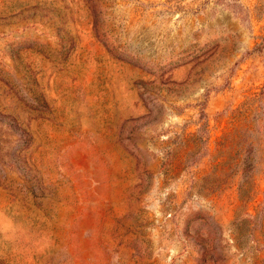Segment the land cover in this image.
<instances>
[{
  "label": "rangeland",
  "instance_id": "obj_1",
  "mask_svg": "<svg viewBox=\"0 0 264 264\" xmlns=\"http://www.w3.org/2000/svg\"><path fill=\"white\" fill-rule=\"evenodd\" d=\"M263 87L264 0H0V264H264L204 182Z\"/></svg>",
  "mask_w": 264,
  "mask_h": 264
},
{
  "label": "trees",
  "instance_id": "obj_2",
  "mask_svg": "<svg viewBox=\"0 0 264 264\" xmlns=\"http://www.w3.org/2000/svg\"><path fill=\"white\" fill-rule=\"evenodd\" d=\"M223 115L227 118V127L217 142L212 170L204 182L214 192L234 183L240 202H249L255 191L256 176L264 167V87ZM201 119H206L208 126L204 110Z\"/></svg>",
  "mask_w": 264,
  "mask_h": 264
}]
</instances>
